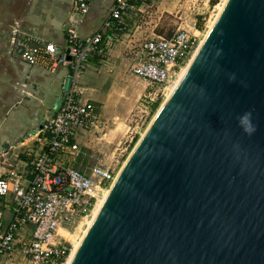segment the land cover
I'll return each mask as SVG.
<instances>
[{
    "label": "water",
    "instance_id": "water-1",
    "mask_svg": "<svg viewBox=\"0 0 264 264\" xmlns=\"http://www.w3.org/2000/svg\"><path fill=\"white\" fill-rule=\"evenodd\" d=\"M68 264H264V0L225 1Z\"/></svg>",
    "mask_w": 264,
    "mask_h": 264
},
{
    "label": "built area",
    "instance_id": "built-area-1",
    "mask_svg": "<svg viewBox=\"0 0 264 264\" xmlns=\"http://www.w3.org/2000/svg\"><path fill=\"white\" fill-rule=\"evenodd\" d=\"M92 1L73 0L63 27V47L28 33L15 32L12 37L11 50L25 64L51 72L60 64L67 65L70 83L54 116L33 134L38 146L29 160L9 163L6 153L0 154V198L12 203L9 221L0 218V258L6 262L20 243L23 256L36 264L65 263L71 249L55 241L58 228L69 230L89 217L116 177L109 165L93 164L88 172L78 167L82 149L90 148L93 141L99 143L108 123L97 104L80 95L76 84L91 57L103 58L109 39L122 34L128 21L152 0H114L100 28L83 38L77 26L88 15ZM199 43L198 34L183 28L168 37L146 38L130 46V70L151 89L165 88L174 82ZM27 227L25 237L22 232Z\"/></svg>",
    "mask_w": 264,
    "mask_h": 264
},
{
    "label": "crops",
    "instance_id": "crops-1",
    "mask_svg": "<svg viewBox=\"0 0 264 264\" xmlns=\"http://www.w3.org/2000/svg\"><path fill=\"white\" fill-rule=\"evenodd\" d=\"M8 1L6 0L4 5L2 1L0 8V98L5 97L4 91L10 87L16 94V104L25 101L31 107L33 122L12 135L2 134L1 140L4 142L0 141V154L5 152L9 163H20L29 160L30 152L37 149V137L33 134L54 116L55 108L69 86L70 79L67 65L60 64L54 72H51L25 64L18 54L11 50L12 37L15 32L28 33L63 47L65 43L63 27L71 13L73 0H26L25 3L24 0H16L12 5ZM100 1L105 2V6H111L114 0ZM100 1L91 2L90 8L93 5V11L90 13L89 10L83 22L77 26V31L83 38L92 35L100 28L104 17V14L99 13L103 6L99 5ZM95 20L99 21V27L89 33L83 30L84 35L81 34V29L88 26V22ZM113 38L109 39L103 58L98 57L100 64L96 65L90 61L88 63L90 66H87L88 68L84 70L76 84L83 98L93 100L97 104L102 117L108 124V121L119 118L120 115L116 114V109L118 110L121 106H131L128 94H131L133 85L132 87L130 85L129 90L121 86V82L131 80L133 76L138 78L130 70L131 57L127 58L126 67L121 66L123 59L119 65L116 58L107 57ZM61 39L62 45L59 44ZM130 44L131 42L127 44V47ZM10 69H13V77L9 75ZM134 101H137V98ZM16 149H19L18 153L11 158V154ZM6 199L0 198V218L2 219L7 213L11 217V206L8 207ZM6 208L7 213H5ZM27 228L26 232H22L25 237L28 236L30 227ZM21 247L22 244L19 243L10 261L6 262L0 258V264H36L33 259H24L26 257L23 256Z\"/></svg>",
    "mask_w": 264,
    "mask_h": 264
},
{
    "label": "rangeland",
    "instance_id": "rangeland-1",
    "mask_svg": "<svg viewBox=\"0 0 264 264\" xmlns=\"http://www.w3.org/2000/svg\"><path fill=\"white\" fill-rule=\"evenodd\" d=\"M5 1L6 0H0V8L1 2L4 5ZM15 1L16 0H9L8 3L12 5ZM25 1L26 0H24V3ZM222 2L223 0L148 1L142 11L138 12L137 15H134L133 18L128 21L124 32L116 36V38H113L110 44L111 50L107 57L111 59L116 58L119 65L121 59H123L121 66L126 67L127 58L130 57L128 50H130L129 48L132 44L135 45L155 35L168 37L176 30L182 28L198 34L201 43L211 22L216 18L218 5ZM104 3L105 2H99V5H103L101 7L102 9L99 11L101 15H105L110 6H105ZM92 6L90 8V13L93 11ZM87 25L88 26L81 29V34L84 35L83 30L88 33L94 31L99 27L100 23L98 20H95L91 23L88 22ZM195 29L198 30L199 33ZM129 42H131V44L127 47ZM62 43L63 40L61 39L59 44L62 45ZM90 61H93L96 65L100 64L98 56L91 57ZM9 75L13 77V69H10ZM173 83L174 82L170 85H166L165 88L156 90L155 88L151 89L145 80L135 76H133L131 80L121 82V86L128 89L130 85L131 87L133 85L131 94H128L131 106L126 105L125 107L121 106L118 110L116 109V114L120 115L119 118L114 119V121H108L109 124L106 135L99 143L93 141L90 143V148L82 149L83 151L78 167H82L88 172L90 166L100 163L109 165L114 175H116L158 109L167 98V94L169 95ZM148 93H151L150 97H144ZM4 94L5 97H3V99L0 98V141H2V134L8 133L12 135V133L14 134V132L17 133L21 131L25 126H29L33 122V113L27 102L23 101L22 103L16 104V94L10 87L5 89ZM136 98L137 101H134ZM3 142L4 141H2V143ZM18 150L19 149L15 151L12 150L14 153L11 154V158L18 153ZM6 202H8V207L12 205L8 200ZM5 213H7V208L5 209ZM5 215L3 221L7 223L10 214L7 213ZM90 218L91 216L81 218L79 222L72 228H69V230L64 228H61V230L58 228V235L55 236V241L67 244L70 247L71 251L69 256Z\"/></svg>",
    "mask_w": 264,
    "mask_h": 264
},
{
    "label": "bare ground",
    "instance_id": "bare-ground-1",
    "mask_svg": "<svg viewBox=\"0 0 264 264\" xmlns=\"http://www.w3.org/2000/svg\"><path fill=\"white\" fill-rule=\"evenodd\" d=\"M225 1H226V0H223V2H222L221 4L218 5V13L221 11V9H222V7H223ZM218 13H217V15H218ZM217 15H216V16H217ZM214 20H215V19H213V21L211 22L210 26L213 24ZM210 26H209V28H210ZM198 47H199V46H198ZM197 49H198V48H197ZM195 52H196V51H195ZM195 52H194V54H195ZM194 54H193V56H194ZM193 56H192V57H193ZM191 59H192V58H191ZM190 61H191V60H189V62H188V63H187L182 69H181L179 75H177L176 79L174 80V83L171 85L172 87H171L170 92L172 91V89L174 88V86L176 85V83L179 81V79L181 78V76H182L183 73L185 72V70H186L188 64L190 63ZM170 92H169V94H170ZM168 96H169V95L167 94V97H168ZM155 115H156V114H155ZM154 117H155V116H154ZM154 117H153V118H154ZM152 120H153V119H152ZM152 120H151V121H152ZM149 124H150V123H149ZM148 126H149V125H148ZM148 126H147V127H148ZM146 129H147V128H146ZM146 129H145V130H146ZM144 132H145V131H144ZM143 134H144V133H143ZM143 134H142V135H143ZM142 135H141V136H142ZM125 161H126V160H125ZM125 161H124V163H125ZM124 163H123V165H124ZM123 165H122V166H123ZM122 166H121V168H122ZM121 168H120V170H121ZM120 170H119V172H120ZM119 172H118V173H119ZM118 173H117V174H118ZM117 174H116V175H117ZM108 192H109V189L107 190V192L104 193V195H103V196L97 201V203L95 204V207L93 208L92 213H91V215H90L91 218L87 221V226H86V228L83 230V233H82L81 237L79 238V240L77 241V243L74 245V247H73V249H72L71 255L69 256L68 260H67L64 264H68V263H69V261H70L72 255H73V253H74V251L76 250V248H77L79 242H80L81 239L83 238V236H84L85 232L87 231L89 225L91 224L92 220L94 219V217H95L97 211L99 210V208H100L101 204L103 203L105 197L107 196ZM59 229H61V228H59ZM61 230H62V229H61ZM70 251H71V250H70Z\"/></svg>",
    "mask_w": 264,
    "mask_h": 264
},
{
    "label": "clouds",
    "instance_id": "clouds-1",
    "mask_svg": "<svg viewBox=\"0 0 264 264\" xmlns=\"http://www.w3.org/2000/svg\"><path fill=\"white\" fill-rule=\"evenodd\" d=\"M237 121L246 134L251 135L256 131V126L252 122V113L250 111H246L239 115Z\"/></svg>",
    "mask_w": 264,
    "mask_h": 264
},
{
    "label": "trees",
    "instance_id": "trees-1",
    "mask_svg": "<svg viewBox=\"0 0 264 264\" xmlns=\"http://www.w3.org/2000/svg\"><path fill=\"white\" fill-rule=\"evenodd\" d=\"M212 1V0H211Z\"/></svg>",
    "mask_w": 264,
    "mask_h": 264
}]
</instances>
